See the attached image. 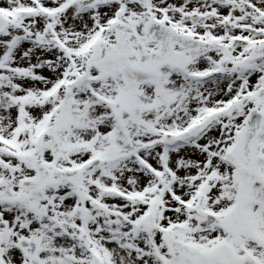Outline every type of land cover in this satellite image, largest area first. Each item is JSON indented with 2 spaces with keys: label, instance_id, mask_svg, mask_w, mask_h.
<instances>
[{
  "label": "snow or ice",
  "instance_id": "6c2138e0",
  "mask_svg": "<svg viewBox=\"0 0 264 264\" xmlns=\"http://www.w3.org/2000/svg\"><path fill=\"white\" fill-rule=\"evenodd\" d=\"M0 264H264V0H0Z\"/></svg>",
  "mask_w": 264,
  "mask_h": 264
}]
</instances>
